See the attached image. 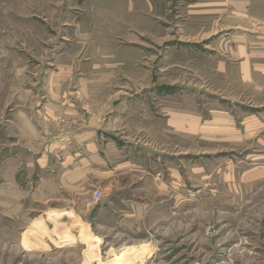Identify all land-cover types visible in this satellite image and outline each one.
<instances>
[{
    "label": "rangeland",
    "instance_id": "1",
    "mask_svg": "<svg viewBox=\"0 0 264 264\" xmlns=\"http://www.w3.org/2000/svg\"><path fill=\"white\" fill-rule=\"evenodd\" d=\"M213 1L0 0V264H264V0Z\"/></svg>",
    "mask_w": 264,
    "mask_h": 264
},
{
    "label": "crops",
    "instance_id": "2",
    "mask_svg": "<svg viewBox=\"0 0 264 264\" xmlns=\"http://www.w3.org/2000/svg\"><path fill=\"white\" fill-rule=\"evenodd\" d=\"M211 3H214V1L212 0ZM204 4H205V3H204ZM211 34H212V33H211ZM211 34H209V35H211ZM209 35H207V36H209ZM206 47H207V45H206ZM82 137H85V136H82ZM83 140H86V138L83 139ZM57 212L63 213V214H65V215H68V212H70V211L67 210V209H64L63 211H57Z\"/></svg>",
    "mask_w": 264,
    "mask_h": 264
},
{
    "label": "bare ground",
    "instance_id": "3",
    "mask_svg": "<svg viewBox=\"0 0 264 264\" xmlns=\"http://www.w3.org/2000/svg\"><path fill=\"white\" fill-rule=\"evenodd\" d=\"M122 258H120L119 256H115L114 259L112 260V262H115L116 264H120L118 262H120ZM121 263H122V260H121Z\"/></svg>",
    "mask_w": 264,
    "mask_h": 264
}]
</instances>
